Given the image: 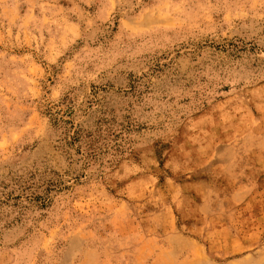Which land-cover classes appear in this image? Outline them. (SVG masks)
I'll return each instance as SVG.
<instances>
[{
    "label": "rangeland",
    "instance_id": "374dc122",
    "mask_svg": "<svg viewBox=\"0 0 264 264\" xmlns=\"http://www.w3.org/2000/svg\"><path fill=\"white\" fill-rule=\"evenodd\" d=\"M0 264H264V0H0Z\"/></svg>",
    "mask_w": 264,
    "mask_h": 264
},
{
    "label": "trees",
    "instance_id": "16d2710c",
    "mask_svg": "<svg viewBox=\"0 0 264 264\" xmlns=\"http://www.w3.org/2000/svg\"><path fill=\"white\" fill-rule=\"evenodd\" d=\"M67 102L66 101H63V105H67L66 104ZM68 110L66 111L67 114H72L73 111L70 109V106H68ZM71 125L70 127L72 128V130H70L68 127H66L67 130H69L70 132H73L71 135H69V137L71 138L72 141H81L82 138L85 136L83 130L80 128L79 125H75L73 123V121H69V120H66V119H61L60 117L57 118L55 117V125L56 126H64V125ZM66 125V126H67ZM87 156H90L92 158L98 156L101 152H102V149L103 147L99 146L97 141L96 140H92V139H89V141H87Z\"/></svg>",
    "mask_w": 264,
    "mask_h": 264
}]
</instances>
